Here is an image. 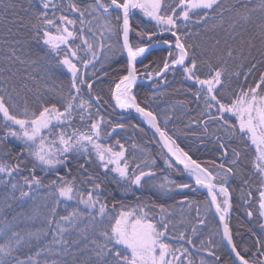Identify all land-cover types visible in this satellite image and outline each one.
I'll list each match as a JSON object with an SVG mask.
<instances>
[{"label":"snow or ice","instance_id":"snow-or-ice-1","mask_svg":"<svg viewBox=\"0 0 264 264\" xmlns=\"http://www.w3.org/2000/svg\"><path fill=\"white\" fill-rule=\"evenodd\" d=\"M164 33L162 66L140 72ZM169 72L184 99L154 111ZM117 109L138 115L158 151L108 142L147 136L113 121ZM178 109L186 120L169 131ZM202 149L210 158H194ZM0 201L13 213L0 221V264H264V0H0ZM213 210L220 241L197 244Z\"/></svg>","mask_w":264,"mask_h":264},{"label":"trees","instance_id":"trees-1","mask_svg":"<svg viewBox=\"0 0 264 264\" xmlns=\"http://www.w3.org/2000/svg\"><path fill=\"white\" fill-rule=\"evenodd\" d=\"M133 23L135 25V21ZM145 23H147V21H145ZM141 26H143V25H141ZM149 27H151L150 24H149ZM130 39H131L133 44L138 43V40H137L135 33L132 34ZM164 39H171V37L169 34L164 33V34H158L154 38V41L152 42L151 49L146 53L147 58L142 59L143 63L137 64V68L140 72H144L143 65L149 64L150 62H151V67L149 68V70L154 68L157 65V63H159L160 66H162L163 58L167 55V49H166V46L163 45L162 43H160V44L155 43V40L163 41ZM77 43H79V41H77ZM144 43H148L146 38H145ZM141 46H143V44ZM82 54L83 53H81V55ZM124 59L125 58L117 57L118 62H114L112 64V67L113 68H119L120 64L124 63ZM97 67H99V65H97ZM89 71H91V69H89ZM61 78L66 79V77H63V76ZM109 79H110V77L109 78H103V83L101 85L97 86V90H99L100 88H103V94L105 95V98H107ZM145 79H147V78L145 77L143 80H145ZM168 79H169V83L167 85H161V88L156 90L157 92L166 90L167 95L158 96L157 100L150 105L154 111H160L161 109H166L168 107V105L174 103L176 100L184 99V95L182 93H174L173 92V89L176 87H179V84L172 80V73L171 72H169V74H168ZM151 90H152V83L151 82L146 84V85L139 86L138 89L136 90V92L138 94V98L140 100H143L146 92H150ZM93 111H95V109H93ZM108 111L110 112L111 110L109 109ZM191 114L194 115V113H191ZM121 116L123 117L124 123L131 122V123L138 124L140 127H143L145 129V131L147 132V136H145L143 133L137 132L135 134V136L133 137V139H128L129 137H131L133 135L131 131L119 132V137L113 136L111 138V140L108 141L109 143L114 142L115 139H117V138H121L122 142L127 141L128 148H129L128 154L130 156L133 152V149L131 148V144L133 143V140L136 143L145 146L146 148H148L153 153L158 151V149L156 148V146L154 144H145V141L152 138V132L150 130H148V128L142 122H140L138 119H136L134 116H132L130 114L117 116L116 113H113L110 118L113 121H116ZM176 116H180V110L179 109L176 111V113L173 117V120L167 125L169 131H174L176 127H180V128L183 127V124H184V121L186 120V117H184L182 119H176ZM161 123L163 124V120H161ZM77 125H79V120H77ZM178 142L181 145H187V143H188V141H186L182 137L178 138ZM193 155H194V158H199L201 161L206 160V159L210 158V156H211L210 153H206L203 149L201 151L193 153ZM160 163L162 165V162H160ZM164 174L165 173H160L161 176H163ZM170 178L176 179L177 181H184V182L189 181V178L186 177V175L180 176L177 174H172L170 176ZM235 186H236V183L233 182L230 187H235ZM238 195H239L238 192L233 195L234 204H236L238 202ZM189 196H192V194L189 193ZM192 198L197 199V200H203V199H205V194L202 191H200V193L198 195H196ZM180 199H182V196L176 195L174 197V199H170V198L165 197L162 199L161 202L165 203L166 205H170V204H173L175 201H178ZM40 203L42 205L43 202L41 201ZM2 206H3L2 201H0V207H2ZM16 210L19 211V208H17ZM42 211L44 213H46L47 209L42 207ZM60 211L63 212V208H61ZM179 211H180L179 206H177V208H176V213H177L176 219H179ZM202 213H203V208H202ZM185 214L188 216V218L191 222H195V218L197 215L195 206H193L190 213H188L187 206H185ZM12 215H13V213L11 211H9L8 209H4L3 212H0V221L4 220L6 217L8 220H11ZM207 220H208L207 226L206 227L201 226V231H200L199 235L193 237V239L196 240L197 244H199L200 239H204L207 242V239L209 238V236H211L212 240L216 243H219V241H220V237L214 235V233L217 231L218 225H217V222H216L212 213L208 215ZM229 222H230V225L233 229V232L234 233L239 232L241 234V235L235 236V239L237 240V242L243 243V241L248 238L249 234L247 233V231L245 230L244 227H240L239 225L246 224L247 223V217L244 215V213L239 208L234 207L232 214L230 216ZM28 224H30L33 228H35V227L39 226V221H37V222L29 221ZM24 226L25 225L23 223L20 224V227H24ZM188 231L191 232L190 227H189ZM0 243H3V241L0 240ZM221 250H223V249H221ZM199 255H206V254L200 253ZM21 258H23V257H21Z\"/></svg>","mask_w":264,"mask_h":264},{"label":"water","instance_id":"water-1","mask_svg":"<svg viewBox=\"0 0 264 264\" xmlns=\"http://www.w3.org/2000/svg\"><path fill=\"white\" fill-rule=\"evenodd\" d=\"M125 58H126V54H125ZM148 83H150L147 79H145V80H138V82H137V84H138V87L139 86H143V85H146V84H148ZM138 87L135 89V91L138 89ZM116 113H119L120 115H132V116H134L136 119H138L139 120V118H138V115L134 112V111H132V110H129V112H125V113H121L120 112V110L119 109H117L116 110ZM140 121V120H139ZM141 122V121H140ZM144 125H146V124H144ZM147 126V125H146ZM157 139H158V137H157ZM182 167V166H181ZM186 175V174H185ZM186 177H188L187 175H186ZM189 178V177H188ZM200 191H202L204 194H205V197H206V195H207V191L206 190H200ZM213 216H214V218H215V220H216V222H217V225H218V223H219V218L218 217H216L215 216V214H214V210H213ZM221 234H222V229H221Z\"/></svg>","mask_w":264,"mask_h":264},{"label":"rangeland","instance_id":"rangeland-1","mask_svg":"<svg viewBox=\"0 0 264 264\" xmlns=\"http://www.w3.org/2000/svg\"><path fill=\"white\" fill-rule=\"evenodd\" d=\"M140 59H143V58H140Z\"/></svg>","mask_w":264,"mask_h":264}]
</instances>
